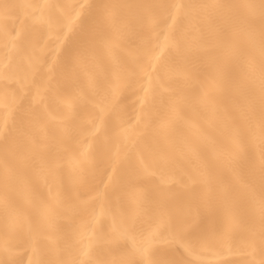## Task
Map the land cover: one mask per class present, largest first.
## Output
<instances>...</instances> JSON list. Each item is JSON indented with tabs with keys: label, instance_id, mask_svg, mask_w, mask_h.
I'll return each instance as SVG.
<instances>
[{
	"label": "bare ground",
	"instance_id": "1",
	"mask_svg": "<svg viewBox=\"0 0 264 264\" xmlns=\"http://www.w3.org/2000/svg\"><path fill=\"white\" fill-rule=\"evenodd\" d=\"M0 264H264V0H0Z\"/></svg>",
	"mask_w": 264,
	"mask_h": 264
}]
</instances>
